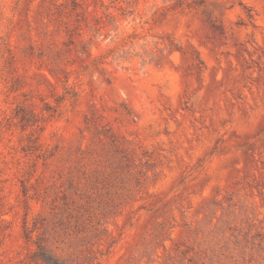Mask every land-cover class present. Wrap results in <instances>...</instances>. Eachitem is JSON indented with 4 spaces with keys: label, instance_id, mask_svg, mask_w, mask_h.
Segmentation results:
<instances>
[{
    "label": "rangeland",
    "instance_id": "1",
    "mask_svg": "<svg viewBox=\"0 0 264 264\" xmlns=\"http://www.w3.org/2000/svg\"><path fill=\"white\" fill-rule=\"evenodd\" d=\"M0 264H264V0H0Z\"/></svg>",
    "mask_w": 264,
    "mask_h": 264
}]
</instances>
